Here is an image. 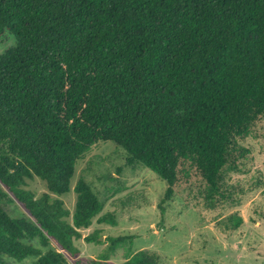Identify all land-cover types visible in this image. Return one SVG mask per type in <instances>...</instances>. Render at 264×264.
<instances>
[{"label": "trees", "instance_id": "16d2710c", "mask_svg": "<svg viewBox=\"0 0 264 264\" xmlns=\"http://www.w3.org/2000/svg\"><path fill=\"white\" fill-rule=\"evenodd\" d=\"M5 33L15 42L0 55V264H107L125 242L79 257L81 230L115 221L82 178L72 213L61 199L99 142L163 181L164 200L192 173L206 199L229 198L249 153L240 141L264 118V0H0ZM12 200L23 217L2 208ZM122 264L163 262L140 250Z\"/></svg>", "mask_w": 264, "mask_h": 264}, {"label": "rangeland", "instance_id": "374dc122", "mask_svg": "<svg viewBox=\"0 0 264 264\" xmlns=\"http://www.w3.org/2000/svg\"><path fill=\"white\" fill-rule=\"evenodd\" d=\"M14 42L13 35L3 34L0 55ZM240 144L249 151L244 171L228 179L229 198L212 201L206 199V186L194 173L164 200L166 184L154 173L126 165L123 151L113 142L94 145L77 161L71 190L61 199L72 213L73 188L82 178L104 204L99 216L111 213L115 224H99L94 218L74 242L79 257L97 259L105 253L109 237H126L107 264H122L140 250L158 253L163 264H264V118ZM28 187L37 194L44 191L37 180ZM1 206L12 218L24 216L13 200ZM234 219L240 221L236 229L230 221ZM95 231L100 243H86L83 238ZM33 261L31 257L22 261L4 257L3 264Z\"/></svg>", "mask_w": 264, "mask_h": 264}, {"label": "water", "instance_id": "95a60500", "mask_svg": "<svg viewBox=\"0 0 264 264\" xmlns=\"http://www.w3.org/2000/svg\"><path fill=\"white\" fill-rule=\"evenodd\" d=\"M101 239V238H100Z\"/></svg>", "mask_w": 264, "mask_h": 264}]
</instances>
